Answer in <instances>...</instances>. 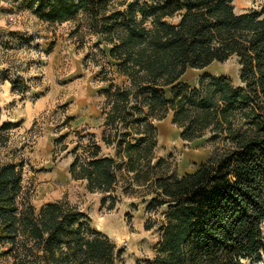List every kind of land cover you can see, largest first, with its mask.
I'll use <instances>...</instances> for the list:
<instances>
[{
  "label": "trees",
  "instance_id": "obj_1",
  "mask_svg": "<svg viewBox=\"0 0 264 264\" xmlns=\"http://www.w3.org/2000/svg\"><path fill=\"white\" fill-rule=\"evenodd\" d=\"M50 24L82 16L79 26L110 46L112 72L102 132L75 131L70 173L113 209L119 192L138 195L159 240L155 264H247L264 256V0L237 12L234 0H23ZM79 30V29H77ZM236 57L240 84L189 68ZM111 73V76L109 74ZM120 78L121 82H116ZM0 105V244L15 264H125L123 247L63 200L37 213L19 202L23 162L1 150L12 123ZM173 114L183 140L215 144L194 171L180 174L157 155V121ZM71 117L67 121H71ZM65 135L59 137L63 140ZM67 149L68 147H64ZM157 215V216H156Z\"/></svg>",
  "mask_w": 264,
  "mask_h": 264
},
{
  "label": "rangeland",
  "instance_id": "obj_2",
  "mask_svg": "<svg viewBox=\"0 0 264 264\" xmlns=\"http://www.w3.org/2000/svg\"><path fill=\"white\" fill-rule=\"evenodd\" d=\"M262 3L234 0V7L237 12H249L259 10ZM82 20L80 16L50 24L26 9L23 0H0L1 118L12 123L1 154L6 160L23 162L21 209L32 204L38 213L47 202H68L86 213L92 227L125 249V264H155L159 236L145 228L151 214L143 198L119 192L116 206L109 209L102 205L100 192L90 191L85 181L70 173L73 156L68 151L77 144L75 131L85 129L98 136L102 132L104 96L100 90L108 82L101 71L115 69L103 51L110 46L97 45L100 37L79 26ZM239 73L238 60L231 57L204 68H189L182 81L195 85L203 75L216 74L239 85ZM69 117L72 120L68 122ZM172 119L171 112L156 123L157 155L171 160L180 174L194 171L216 145L208 136L183 140ZM7 250V245L0 244V264H15ZM247 264H264V256Z\"/></svg>",
  "mask_w": 264,
  "mask_h": 264
}]
</instances>
